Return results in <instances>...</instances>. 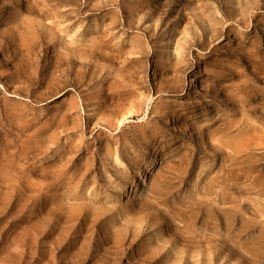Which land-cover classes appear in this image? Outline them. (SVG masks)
<instances>
[{
	"label": "rangeland",
	"instance_id": "1",
	"mask_svg": "<svg viewBox=\"0 0 264 264\" xmlns=\"http://www.w3.org/2000/svg\"><path fill=\"white\" fill-rule=\"evenodd\" d=\"M0 264H264V0H0Z\"/></svg>",
	"mask_w": 264,
	"mask_h": 264
}]
</instances>
